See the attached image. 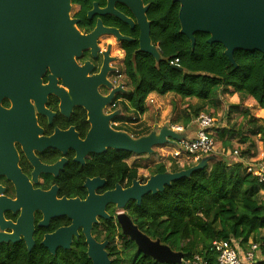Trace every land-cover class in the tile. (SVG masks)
<instances>
[{
  "label": "flooded vegetation",
  "instance_id": "1",
  "mask_svg": "<svg viewBox=\"0 0 264 264\" xmlns=\"http://www.w3.org/2000/svg\"><path fill=\"white\" fill-rule=\"evenodd\" d=\"M69 5L67 19L74 21L72 26L80 36L103 29L72 56L74 69L62 68L58 73L46 66L39 74L38 86L26 90L29 85L20 84L11 92L0 93V234L17 238L15 243L0 244L6 250L28 251V237L30 251L42 247L49 252L42 245L45 236L67 229L73 222L67 215L52 216L53 208L57 211L55 202H84L117 188L125 190L134 180L144 184L150 177L139 175L142 166L133 161L138 157L135 154L110 149L85 151L79 144L92 127L90 108L98 110L103 119L115 114L108 118V127L136 139L137 115L130 105L134 88L128 75L133 74L137 60L147 55L139 52L145 23L155 47L149 18L152 0H135L133 9L114 1L111 8L120 17L98 12L106 9L107 0H69ZM167 7L163 0L162 9ZM134 206V200L124 208L117 202L108 203L103 209L107 217L96 216L91 224L90 236L98 244L106 243L109 260L112 250L121 251V214L143 233L130 214ZM76 234L70 237L68 249L60 246L63 239L57 240L55 254L70 251L77 241L85 244L87 251L83 227H78Z\"/></svg>",
  "mask_w": 264,
  "mask_h": 264
},
{
  "label": "trees",
  "instance_id": "2",
  "mask_svg": "<svg viewBox=\"0 0 264 264\" xmlns=\"http://www.w3.org/2000/svg\"><path fill=\"white\" fill-rule=\"evenodd\" d=\"M167 4L163 10V0H152L149 11L151 38L159 48L161 62L155 64L151 56L145 55L137 60L133 74L128 75L135 93V96L130 94L133 95L130 105L136 111V120L140 121L145 111V97L151 92L158 95L172 93L186 100L180 117L170 124L181 126L183 131L189 130L204 109L203 104L215 103L219 94L235 93L239 98V104L228 107V119L240 109V104L249 99L264 110V55L237 50L233 54L235 65H232L224 56L221 45L206 43L209 37L206 34L195 35L192 50L189 40L179 34L177 3L167 0ZM173 59L179 60L180 69L169 65ZM130 98L128 95L129 102ZM191 99H196L198 104L190 105ZM242 117L244 122L239 130L222 128L218 132L226 150L232 147L235 138L239 144L246 145L238 160L229 163L221 157V160L211 161L204 170L194 172L190 178L172 182L162 193L144 196L140 206H134L130 211L147 237L159 240L172 251L182 252L183 261L200 256L214 263L212 244L225 241L238 245L243 251L250 242L257 244L261 258H257L256 264H264V236L261 234L264 230V199L260 198L261 194L264 195V184L257 181L253 168L244 163L256 156L253 138L259 137L264 150V120L262 125L257 124V119L246 109ZM151 131L138 124L133 133L139 138ZM195 164L178 167L174 160H170L167 168L166 164L157 163L149 170V176L167 171L175 173ZM124 167L123 176L126 174ZM120 238L121 251L112 250L109 255L113 256L111 264H159L139 253L128 237L121 235ZM0 264L92 263L86 255L85 244L77 241L70 251L55 255L42 247L30 252L0 248Z\"/></svg>",
  "mask_w": 264,
  "mask_h": 264
},
{
  "label": "water",
  "instance_id": "3",
  "mask_svg": "<svg viewBox=\"0 0 264 264\" xmlns=\"http://www.w3.org/2000/svg\"><path fill=\"white\" fill-rule=\"evenodd\" d=\"M107 1L108 6L98 11L100 14L115 13L111 3L116 0ZM118 1L127 3L131 9L135 4V0ZM171 2L179 5V34L189 40L192 50L195 46V35L206 34L209 36L206 43L221 45L224 56L232 65H235L233 54L237 50H251L264 55V0ZM69 8V0H0V93L11 92L20 84L29 85L26 90L30 85L38 86L39 74L46 66L58 73L62 68L74 69L72 56L77 55L82 45L95 38L103 29L98 28L91 35L80 36L72 26L71 22L74 21L67 19ZM93 12H96V8ZM139 47V52L151 56L155 64L161 62L159 51L150 43L148 23L141 30ZM174 68L180 69L178 66ZM114 115L103 119L98 110L89 109L92 127L86 140L79 144L85 151L102 152L110 149L149 156L157 146L169 145L180 150L179 143L188 139L187 132H178L168 125L133 139L126 133L115 132L108 127L107 120ZM216 160H221V157L210 154L187 169L152 175L141 185L134 180L131 187L125 190L117 188L102 196H90L84 202L57 201V211L55 213L53 208L52 216L67 215L72 219V225L45 236L42 245L54 255L58 246L57 240L63 239L60 246L68 249L70 237L73 234L77 236L76 229L81 226L87 245L86 255L91 263L111 264L104 251L106 243H96L89 233L91 224L96 222V216L107 217L103 211L106 204L117 202L119 207L124 208L129 201L134 200L140 206L144 196L162 193L172 182L190 178L194 172L204 170L211 161ZM119 221L122 234L135 244L139 253L159 264L181 263L182 252L172 251L159 240H151L132 224L126 214H121ZM25 240L30 251L32 243L28 237ZM16 241L14 235L0 234V244Z\"/></svg>",
  "mask_w": 264,
  "mask_h": 264
},
{
  "label": "rangeland",
  "instance_id": "4",
  "mask_svg": "<svg viewBox=\"0 0 264 264\" xmlns=\"http://www.w3.org/2000/svg\"><path fill=\"white\" fill-rule=\"evenodd\" d=\"M229 90L232 91V89ZM235 95V93L231 95L226 93L224 96L219 94L216 97L217 101L215 103L203 104L204 109L201 111V113L210 116L214 121V125L211 129L214 139V151L212 154H216L226 159L229 163L238 160L237 157L239 156L240 151H242L246 145L239 144L235 138V140H232V147L226 150L222 147V142L218 138V132L222 128H232L235 131L239 130L240 124L244 122L242 117L244 109L248 111L250 116H252L254 119H257V124L262 125V120H264V110H262L260 106L255 104V102L250 99L240 104V109L231 114L228 119V107L230 105H236L235 103H232V101L236 100L231 99V97ZM185 101L186 100H181L177 95L172 93H167L165 95H158L155 92L148 93L144 102L145 111L140 116V121L137 124H142L151 130H158L163 125H168L172 128L181 127L175 124H170L171 121H175L180 117L181 110L183 107H185ZM189 103L193 106L198 104L196 99H191ZM237 104H239V102ZM193 124L194 123H192V125ZM242 130L244 132L246 131L245 128ZM252 140L256 144V156L244 161L247 166V163L259 161L262 158L264 159L263 155L257 157V151H264L262 142L259 141V137H255ZM153 151V154L149 156L142 155L133 158V161H136V163L142 166L138 170L140 176L148 177L149 170L157 163H164L166 164L167 168H169L170 160H174L178 167H184L194 163L193 161L188 160L187 155H185L181 150L169 145L154 147ZM235 151L237 154L234 153ZM260 198L264 199V195L261 194ZM261 234L264 236V230L261 232ZM256 257L261 258L259 252H257Z\"/></svg>",
  "mask_w": 264,
  "mask_h": 264
},
{
  "label": "built area",
  "instance_id": "5",
  "mask_svg": "<svg viewBox=\"0 0 264 264\" xmlns=\"http://www.w3.org/2000/svg\"><path fill=\"white\" fill-rule=\"evenodd\" d=\"M159 51V48H157ZM179 60L173 59L169 61L172 67L179 66ZM196 129L194 136L179 143L180 150L187 155L188 160L197 163L202 157L210 155L214 151V139L212 127L213 119L206 114H199L194 120ZM174 130L182 132L181 127H175ZM237 154V152H234ZM248 166L255 171L257 181L264 184V159L247 163ZM258 245L249 243L248 248L243 251L238 245H232L229 242L220 241L212 244V252L214 253V263L209 258L203 260L200 256H194L190 260L181 261L180 264H256L257 263Z\"/></svg>",
  "mask_w": 264,
  "mask_h": 264
},
{
  "label": "crops",
  "instance_id": "6",
  "mask_svg": "<svg viewBox=\"0 0 264 264\" xmlns=\"http://www.w3.org/2000/svg\"><path fill=\"white\" fill-rule=\"evenodd\" d=\"M231 99H235L236 100V101H232L233 104L234 103L237 104L239 102V98L236 95L235 96H232ZM194 124L191 126V128H189L188 131H185V132H187L188 138H191V137L194 136L195 129H196V127H195ZM260 155H263L264 156L263 151H257V157L260 156Z\"/></svg>",
  "mask_w": 264,
  "mask_h": 264
}]
</instances>
